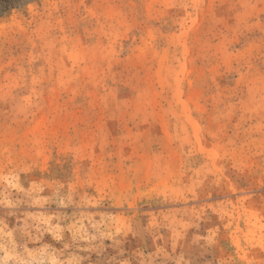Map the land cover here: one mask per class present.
I'll return each mask as SVG.
<instances>
[{
	"label": "rangeland",
	"instance_id": "1",
	"mask_svg": "<svg viewBox=\"0 0 264 264\" xmlns=\"http://www.w3.org/2000/svg\"><path fill=\"white\" fill-rule=\"evenodd\" d=\"M0 264H264V0L0 14Z\"/></svg>",
	"mask_w": 264,
	"mask_h": 264
},
{
	"label": "trees",
	"instance_id": "2",
	"mask_svg": "<svg viewBox=\"0 0 264 264\" xmlns=\"http://www.w3.org/2000/svg\"><path fill=\"white\" fill-rule=\"evenodd\" d=\"M21 0H0V14L8 11L10 8L15 7Z\"/></svg>",
	"mask_w": 264,
	"mask_h": 264
}]
</instances>
